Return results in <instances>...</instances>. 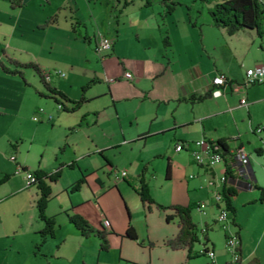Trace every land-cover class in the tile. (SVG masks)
<instances>
[{
	"label": "rangeland",
	"instance_id": "374dc122",
	"mask_svg": "<svg viewBox=\"0 0 264 264\" xmlns=\"http://www.w3.org/2000/svg\"><path fill=\"white\" fill-rule=\"evenodd\" d=\"M22 1L25 7L11 9L7 2L0 0V56L7 54L20 63L31 62L43 70L64 73V92L75 101L82 98L83 86L90 81H95V84L85 92L86 101L77 113H63L52 99L43 98L37 93L46 94V91L34 71H23L28 84L25 86L21 78L6 75L0 69V180L4 175L10 176L0 186V264H149L148 238L155 245L152 264H175V256L165 254V248L161 245L160 237L166 230L160 213L155 206H151V216L147 218V210L142 209L140 198L134 191L139 183L132 180L138 171L148 167L144 181L148 184L151 198L163 207L170 206L177 193L185 190L180 178L176 177L170 184L164 183L167 156L174 149L175 144L171 141L175 134L158 137L148 141L145 146L142 143L124 144L123 135L129 142L135 140L138 134L165 125L175 106L180 104L171 102L165 105L150 99L141 103L138 94H133L127 86L130 84L127 80L113 84L115 99L108 95V81L121 73L118 58L124 62L142 61L145 62V71L140 75V87L148 90L155 82L147 77L148 72L154 70L152 64H167L170 61L174 66V77L169 74L157 83L152 98H172L176 94L174 80L184 78L183 71L192 62L200 63L204 68L212 65L204 48L217 47L215 55L218 59L223 56L220 63L241 74L246 73L249 67L256 68L257 62L264 59V51L261 52L257 45L263 41L261 46L264 50V38H257L256 49L249 51L247 46L246 58L238 63L231 52L226 33L210 26L208 12L216 0H170L167 2L173 9L170 15L166 13L169 10L162 0H149L152 8L148 9H144L146 0H126V9L123 0H120L118 7L122 15L117 29L118 38L106 36L115 44V54L106 51L96 55L92 50L87 52L80 42L75 41L76 36L71 29L76 21L90 20V12L92 21L97 19L91 26L95 29L98 27L101 14L105 12L93 0ZM113 5L117 6L116 2ZM163 11L168 18L162 26L159 14ZM55 15L58 17L56 25L45 30L37 29ZM157 21L162 32L170 38L173 45L170 49L163 47ZM87 25L90 27V24ZM79 32L83 37V28H79ZM242 40L248 41V38ZM3 63L9 65L5 59ZM249 93L251 98H263L264 86L251 87ZM127 97L129 100H126ZM183 108L184 105L179 106L180 113ZM40 109L44 110L45 117L41 122H36L33 117ZM253 114V126L249 123L239 125V134L245 139L252 137L262 144L254 136L253 130L260 126V122L264 125V103L254 106ZM244 118L247 120V115ZM186 130L190 134L195 132L194 127ZM175 138L179 142L194 143L202 139L180 140L179 133ZM97 148H110L103 155L105 161ZM11 156L16 158V163L10 160ZM171 156L178 165H188L187 155L179 158ZM71 162L77 163L74 169L67 167ZM106 162L111 167L102 168ZM17 164L26 166L29 171L39 166L44 173L54 172L55 169L61 171L60 177L52 184L46 208L48 217L58 215L53 218L55 232L43 244L39 232L44 229V223L38 218L36 207L39 192L36 185L28 188L23 174L16 173ZM80 169L88 174L99 171L109 175L112 183H106V194L101 200L107 221L113 224L118 234L125 233L128 219L125 204L131 216L130 222L138 233L136 244L127 243L122 252L120 244L114 240L109 251L102 253L97 239L82 238L69 223L68 216H75L71 212L69 215L66 213L71 200L76 203L91 195L85 184L78 191L72 188L80 180ZM181 170L175 171L180 175ZM117 171L129 172L125 179L118 181L120 194L114 188ZM192 183L196 186L200 184L197 180ZM246 193L241 191L235 200L236 219L243 229V241L248 250L256 253L260 264H264V204L246 206ZM205 212L207 215L196 209L191 211L193 222L198 227V243L194 245L192 253H198L202 248L205 237L201 232L203 225L212 226V230L208 231L209 239L216 246L215 255L221 264L227 260L222 253L225 234L219 225L212 223V218L217 216L216 209L206 208ZM174 223H177V219ZM147 224L150 225L149 231ZM235 231L236 228L231 226L228 234ZM186 264H208V260L199 255Z\"/></svg>",
	"mask_w": 264,
	"mask_h": 264
},
{
	"label": "crops",
	"instance_id": "0c3cea01",
	"mask_svg": "<svg viewBox=\"0 0 264 264\" xmlns=\"http://www.w3.org/2000/svg\"><path fill=\"white\" fill-rule=\"evenodd\" d=\"M93 1L96 3V5L98 4L101 8H103V12H105L104 15L101 14L98 27H96L95 29L91 26L93 21L95 23L97 22L96 18H94L92 21L93 16L91 12L89 16L90 20L88 21L84 20L83 22L76 21V23H73L71 25V29L72 26H74L76 29V31H73L72 29L74 36H76L75 41L80 42L82 46L87 50V52L91 50L94 51L98 33L107 36L108 38H111L110 37L111 35L115 36V38H118L117 29L119 27L121 20L120 17L122 15L121 14L119 16L117 22L116 11H113L114 2H111L112 0H108V2H110L109 6L103 4L102 0H93ZM117 9L120 8L118 7ZM144 9H148V8H144ZM159 17L161 19L162 26L165 25L167 20L166 18L168 17L164 15V11L163 13L159 14ZM209 22H210V26H212L211 20ZM87 24H90V27L92 28L88 27ZM157 24H158L157 26L158 32L162 39L161 42L163 44L164 49H170L171 47H173V45L170 43V38L168 37L167 33L162 32V29L160 27L161 25H159L158 21ZM38 27H37L38 30H45L49 28L48 27L45 29H39ZM79 28H83L84 30L83 37H81L80 35ZM212 29H216V28L212 26ZM216 30L218 32L226 33L227 42L231 46V52L235 56V59L238 60V63L240 62V59L244 60L246 58L247 56L246 53L248 54L247 46H249V51L250 49H254L256 47L258 37L255 31L241 30L235 33L233 36H229L226 30L224 29H216ZM239 36H242L243 38ZM165 37H167L168 44L163 42ZM245 38H248V41L242 40ZM261 44H263V41H261L257 45L258 48L261 50V52H263L264 50ZM204 49L208 53L209 58L212 61V65H209V68H204L200 63L196 64V62L195 63L192 62L188 67H186L185 71H183L184 78L180 77L174 80L176 84L174 86L176 87V94L172 98H165V96L160 97V99L152 98V91L154 90V87L157 83L163 81V79H165V77L168 76L169 74L172 77H174L175 70L173 64L170 63V61L167 64L163 62H157L152 64L154 65L153 66L154 70L152 72L149 71L147 77L153 78L155 82L151 86V88L145 90L140 87L142 81L141 79L142 76L140 75L145 71V62L142 61L124 62L121 61L120 58H118L119 66L121 67V73L119 76H114V78H111V79H115L113 82H110V80L108 81V86H107L108 95L115 98L112 88L114 86L113 84L119 83L120 81H126L123 79V74L125 72H129L132 74L133 80H131L130 84L127 86L131 91H133V94L134 93L138 94L139 102L144 103L146 100L150 99L165 105H168L171 102L180 104L181 106L184 105V108L181 110V113L178 109L180 105L175 106L173 114L172 116H170L171 118L167 120V122H165V125H162L161 127L154 129L153 131L148 130L147 132L138 134L135 140L134 139L129 140V142L125 140V136L123 135L124 138L123 142L124 144L142 143L143 144L142 146H145L147 145L148 141L150 142L161 136L175 134L171 142L173 144H176L177 142H179V140L175 138L176 134L178 133L180 136V140H185V141L205 138L212 142H218L224 139L225 141H227L226 144L228 146L227 147L228 153L225 156V161L222 162L221 164L216 165L215 167L205 166V169L199 168L193 163V159L189 152L187 151L176 152L174 151V149H171L170 155L167 156L164 183L170 184L177 177L178 179L180 178V180H182L181 182H184L185 190L182 193H177L178 196L174 198L170 206L172 205L188 206L190 204H195L198 206L203 205L204 210L206 208L214 210L215 208L212 204L211 194H210L211 190L208 187V181L211 176L218 177L222 174H225L226 171L229 172L230 182L227 183L225 187L227 189L232 188L236 190L235 196L231 197V202L234 207H235V200L236 198H238L241 191L247 192L246 201H245L246 206L247 205L253 206L257 203L263 205L264 204V141L259 139L262 143L260 144L257 141H254L252 137H250L249 139L248 138L245 139L243 135L239 134L238 129H239V125H243L244 123L245 124L249 123L251 127L253 126V122L255 120L253 114V108L254 106L256 107L260 104H263L264 97L258 98L253 96V98H251L249 93V89L251 87L247 88L245 91L242 90L232 91L230 84L226 87L224 86L220 88L213 85L212 81L218 75L224 76L230 82L234 81L235 83H241L245 77V72L239 74L236 70H233V68L227 67L225 63L224 64L220 63V58L222 59L223 56L221 55L218 59V56L215 55V52L217 51V47H213L212 49L206 47ZM111 52L112 54H115V44H113ZM6 57H8L7 54H2V57L0 56V61L3 62L4 59L6 60ZM259 67H264V59H260L257 62L256 68ZM251 68L252 67H249L248 69ZM40 69L43 70L42 68ZM43 71L51 75V81L49 82L50 85L56 87L57 89L61 90L62 93L65 94L62 85V79L65 78L66 75L62 72L61 74H63V77H61L60 75H56L55 72L57 71L55 70L53 71L43 70ZM92 82H94L93 84H95V81ZM214 89H220L222 94L216 98L211 97L210 92ZM201 97H204L201 101H195L193 99V98L198 99ZM88 99L91 102V99L90 98ZM242 99H246L248 101L247 107H240L239 103L241 102ZM126 100H129V97H127ZM114 103L115 102H113V104ZM67 107H70V105L67 104ZM157 115L155 117H157ZM246 115H247V120L245 118L242 119L243 117H246ZM44 117H45V113L41 115V120L39 122H41ZM261 124L263 123L260 122L258 125L264 126ZM191 127L195 128V132H193V134L186 132L187 131L186 129ZM236 131H238L237 134ZM237 148H241L245 153L249 155L250 163L247 168L248 174L241 171L242 168L238 165V161L233 156V153ZM98 149L99 148H97L96 150ZM14 150H16V147L14 148ZM109 150L110 148L106 150H104V148L98 150L100 157H102L104 161L105 159L103 155H105V153L108 152ZM184 152H187V154ZM171 155H176L178 156V158L183 157V155H187L189 159L188 165L185 167L178 165L177 162L175 163ZM81 159H83V157ZM70 164H73V167L71 169H74V166L77 165V163H73V162H71ZM22 167L26 168V166H22ZM107 167H111L109 166L108 162H106V166H102V168H107ZM38 169H41L40 166L38 167ZM179 169H182L180 175L175 171ZM80 171H81L80 179L84 176L85 179L84 186L88 187V190L90 191L91 195L85 198L83 201L80 200L76 203L72 202V200L70 199L71 200L70 207L66 209V213L69 215V212H71L72 215H79L84 217V219L87 220L88 224L96 230H101V231L106 230L110 232L111 234H109L108 236L109 244H111V242H113L114 240H117L118 243L120 244V248L122 249V252L124 251L127 243L136 244L137 241H131L130 239L124 238L123 237L124 233L118 234L114 229L113 224L110 221H109L110 227L108 229H103V221L108 218L106 215V211L101 205L102 204L101 200L106 194L104 190L106 189V183L109 184L112 183L109 175H105L106 173L101 174L99 173V171H95L94 173L91 174H88L87 172H83L81 169ZM141 171L140 172L138 171L137 172L138 174L132 177L133 181H137L139 183V177L137 178V176L141 173ZM147 171H148V167H147ZM128 173L126 174V177L127 175H129ZM196 180L200 182L199 186L193 185L192 181L196 182ZM118 181L119 180L115 181L114 188L120 194V191L118 190L119 189ZM190 187L192 189H190ZM37 194L36 196L38 197ZM260 198H263V202H260ZM124 206L128 215V219H127V227H128V222L130 221L131 216L125 204ZM141 207L142 209H145L142 206V203H141ZM156 211L160 213L163 221V227L166 230L165 234L162 235V237H160L161 245L165 248L164 250L165 254H169V253L173 254L176 257V258L174 257L175 264H186L188 261H191L190 259L187 258V250L173 251L165 246V242L167 240L173 238L174 236H177L178 234L177 224L174 223L175 220L166 222V215L170 213L169 211L162 212V210L159 209H157ZM147 214H148L147 218L149 219L151 216V211L147 212ZM205 215H207V213ZM49 216L54 218L58 215L51 214ZM215 219L216 218L214 217L212 218L213 224L215 222ZM231 222H232V218H231ZM235 222L236 225L231 224V226L236 228L237 231L235 232L239 235L240 249H241L240 264H260V259L258 258V255L254 252L250 253V251L248 250V246L244 243L243 241L244 237L242 233L243 229L239 224V222L237 221L236 216H235ZM149 226L150 225L147 224L148 231H149ZM133 228L135 229L134 226ZM206 228H209L208 231H210V229L212 230V226L206 225ZM208 231L205 234L206 238L209 240L208 245L211 246V249H213L214 253L217 254L216 246L209 239L210 234ZM148 241H149V249L147 250L148 262L149 264H152L151 257L155 245L153 244V242L149 240V238ZM222 253L227 257V260H225V262L221 264H231L230 257L227 255L225 249Z\"/></svg>",
	"mask_w": 264,
	"mask_h": 264
},
{
	"label": "trees",
	"instance_id": "16d2710c",
	"mask_svg": "<svg viewBox=\"0 0 264 264\" xmlns=\"http://www.w3.org/2000/svg\"><path fill=\"white\" fill-rule=\"evenodd\" d=\"M3 2H7L11 9H21L24 7V3L22 0H3ZM103 2V0H102ZM111 2H116L117 5L120 4V0H112ZM124 2V9L128 7L127 1L123 0ZM163 4L168 7L166 13L170 15L171 11L173 10L172 7L168 5L167 2L170 0H162ZM103 4L109 6L110 2L108 0L104 1ZM113 11H116V21L118 20L119 16L121 15V9L118 10L117 6H113ZM144 8H151V4L149 0L145 1ZM117 9V10H116ZM209 17L212 23V26L216 29H224L226 30L229 36H233L235 33L239 31H255L257 33V37L262 40L264 38V0H216L212 8L209 9ZM166 14V15H167ZM58 17L57 15L53 16L51 19L44 22L40 25L39 29H45L50 26H53L57 23ZM118 22V21H117ZM73 31H76L75 27L72 26ZM167 37L164 38V43H167ZM168 44V43H167ZM6 61L10 65H5L3 62L0 61V69L6 75L16 76L23 80V84L28 85L27 81L24 77L23 71L26 69H31L34 73L40 78L41 83L46 91L44 92H37L41 97L50 98L52 99L57 106L60 105L62 108L61 111L64 113H76L81 105L86 101L85 99V92L87 89L92 85L94 82H89L85 86L82 87L83 96L78 101L70 99L61 90L57 89L50 85L49 82L46 81L45 74L43 70L39 68L37 64L34 63H27L21 64L16 61L14 58L6 57ZM235 83L231 81V84ZM210 96L212 97V91L210 92ZM204 97L195 99V101H201ZM67 104L70 107H67ZM227 141L224 139L216 142L218 146L219 153H221L224 158L227 151ZM15 148L14 146H12ZM69 168L73 167V164L68 165ZM25 172H30L36 178L37 183L34 184L37 187V191L39 192V198L36 202V207L38 211V218L44 223V229L42 232H39L41 238V244H43L49 237H52L55 232V221L53 217H48L46 215V208L47 204L50 200L51 196V187L57 179L60 177L61 171L55 170L51 173H44L40 169H36L35 171H29L28 168H24ZM147 173V167L143 168L141 175H139V186L135 188V193L139 196L142 206L150 212V207L155 206L157 209L162 210V212L169 211L170 213L166 215V222L173 221L177 219V228L178 234L173 238L167 240L165 242V246L173 251H184L187 250V258L192 260L193 258L202 255L199 253L193 254V247L196 243H198V227L193 222L192 213L193 209H196L195 204H190L188 206H177L172 205L168 207H163L161 204L156 203L150 196L148 184L144 181V175ZM229 173V172H228ZM9 175H4V177L0 180V186H2L5 182L9 180ZM85 184L84 176L72 187L73 190L78 191L81 186ZM32 185V186H34ZM30 186V187H32ZM28 187V188H30ZM263 192V191H262ZM236 190L232 188H226L224 196L226 198L227 208L230 210L232 215V222L231 224L236 225L235 223V207L231 202V197H234ZM260 202H263V198H260ZM68 221L72 226L79 232L82 238H95L99 241L100 251L102 253H107L110 249V244L108 240L110 232L106 230H96L92 228L87 220L84 217L75 215V216H68ZM103 229H107L104 228ZM137 232L133 228L130 221L128 222V227L123 234L124 238L130 239L131 241H137ZM239 236V235H238ZM206 243H209V240L204 237ZM241 251V249H240ZM206 258V257H205Z\"/></svg>",
	"mask_w": 264,
	"mask_h": 264
},
{
	"label": "built area",
	"instance_id": "2783aa9c",
	"mask_svg": "<svg viewBox=\"0 0 264 264\" xmlns=\"http://www.w3.org/2000/svg\"><path fill=\"white\" fill-rule=\"evenodd\" d=\"M113 47V42L108 40L106 36L98 33L97 39H96V46L94 49V53L96 55H101L104 52L111 51ZM56 75H60L63 77V74H61L60 71L55 72ZM46 81H51V75L49 73L45 74ZM123 79L127 81L133 80V76L129 72H125L123 74ZM115 79H110V82H113ZM212 84L217 87H226L230 84L232 91H245L247 88H250L252 86H261L264 85V67L259 68H251L248 69L245 73V77L242 80L241 83H232L228 81L224 76L218 75L216 76ZM220 89H214L212 90V97L216 98L221 95ZM240 107H247L248 101L246 99H242L239 103ZM58 108L61 111L60 105H58ZM44 113V110L40 109L38 112H36L35 116L33 117V120L36 122H39L41 120V115ZM254 136H257L260 140L264 141V127L258 126L255 130H253ZM174 151L181 152V151H187L190 153L193 163L198 166L199 168L205 169V166L208 167H215L218 164H221L225 161L224 156L219 153L218 146L216 145V142L209 141L205 138H202L198 142H177L174 146ZM233 156L238 161V165L242 168V172L248 174L247 168L250 163L249 155L245 153L241 148H237L235 152L233 153ZM10 160L15 162V157L11 156ZM16 173L23 174L24 179L26 181V185L28 187L34 185L37 183L36 178L32 175L30 172H25L23 170V167L20 165L16 166ZM127 172L123 171L119 173L118 171L115 174L116 180L124 179L126 177ZM230 182L229 173L226 171L225 174H222L218 177L211 176L208 181V187L210 188L211 192V200L214 208L217 211V216L215 219V224L219 225L221 230L224 232L225 237V250L227 255L230 257V263L231 264H240L241 262V251H240V241L239 236L236 232L228 234V230L231 227V212L228 210V206L226 203V198L224 196L225 192V185ZM196 209L205 215V210L203 205H199L196 207ZM104 228H109L110 224L107 221V219L104 220L103 224ZM206 225L204 224L202 227L201 232L206 234L207 233ZM202 248L198 252L199 254L205 255V257L208 260V264H218L216 255L214 253V250L209 247V245L206 243V241L202 240Z\"/></svg>",
	"mask_w": 264,
	"mask_h": 264
}]
</instances>
